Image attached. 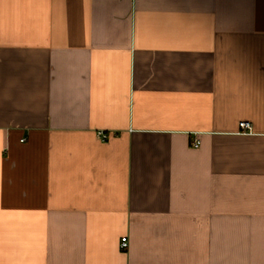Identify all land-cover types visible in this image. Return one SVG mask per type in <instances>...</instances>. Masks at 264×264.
I'll return each mask as SVG.
<instances>
[{
  "label": "crops",
  "instance_id": "obj_1",
  "mask_svg": "<svg viewBox=\"0 0 264 264\" xmlns=\"http://www.w3.org/2000/svg\"><path fill=\"white\" fill-rule=\"evenodd\" d=\"M0 264H264V0H0Z\"/></svg>",
  "mask_w": 264,
  "mask_h": 264
},
{
  "label": "built area",
  "instance_id": "obj_2",
  "mask_svg": "<svg viewBox=\"0 0 264 264\" xmlns=\"http://www.w3.org/2000/svg\"><path fill=\"white\" fill-rule=\"evenodd\" d=\"M241 127L243 129H250L251 128V125L249 123L244 122V123L241 124ZM99 136L101 137L102 140L107 139V135L104 134V133H102V132L99 133ZM194 146L195 147H198L199 146V142H196L194 144ZM122 247L125 248V249L128 247V238L127 237H124L122 239Z\"/></svg>",
  "mask_w": 264,
  "mask_h": 264
}]
</instances>
